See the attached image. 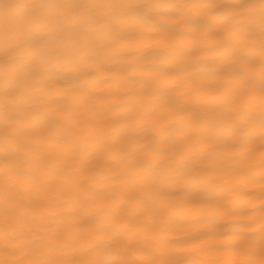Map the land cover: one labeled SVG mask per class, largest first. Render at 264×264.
<instances>
[{
	"label": "bare ground",
	"instance_id": "obj_1",
	"mask_svg": "<svg viewBox=\"0 0 264 264\" xmlns=\"http://www.w3.org/2000/svg\"><path fill=\"white\" fill-rule=\"evenodd\" d=\"M92 38L100 67L30 84L12 125L25 129L29 158L19 198L29 207L51 206L53 221L71 229L65 233L71 247L58 258L88 259L72 249L83 243L81 233L101 227L107 236L119 229L133 250L155 260L240 259L227 250L240 236L258 246L260 188L245 184L239 172L259 174V131L254 143L243 135L231 149L219 142L223 104L216 97L231 84L219 74L210 42L193 33L189 43L171 41L150 58L158 64L168 57L180 69L178 79L155 91L139 74L145 62L124 42L101 27ZM177 240L225 251L176 252ZM31 256L0 240V264Z\"/></svg>",
	"mask_w": 264,
	"mask_h": 264
},
{
	"label": "snow or ice",
	"instance_id": "obj_2",
	"mask_svg": "<svg viewBox=\"0 0 264 264\" xmlns=\"http://www.w3.org/2000/svg\"><path fill=\"white\" fill-rule=\"evenodd\" d=\"M97 27L145 62L139 74L145 87L155 91L178 79L180 69L168 57L158 64L150 58L161 56L171 41L189 43L193 33L210 42L213 58L221 63L219 74L231 84L229 92L216 97L223 104L216 121L219 142L231 149L243 135L254 143L259 131V174L241 170L239 175L245 184L259 185L261 216L258 246L240 236L227 249L240 259L208 264H264V0H0V240L15 242L32 254L13 264H198L143 258L150 252L133 250L119 229L104 235L103 227L94 235L81 233L83 243L72 249L88 259L58 258L71 247L65 236L71 229L53 221L51 206L29 207L18 196L29 175V158L25 129L12 125L29 85L99 68L92 38ZM244 152L251 159L250 150ZM254 223L250 218L245 227L251 229ZM202 243L177 240L171 245L176 252L225 251ZM130 253L142 258H125Z\"/></svg>",
	"mask_w": 264,
	"mask_h": 264
}]
</instances>
